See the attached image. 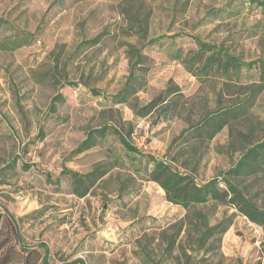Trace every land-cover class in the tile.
Instances as JSON below:
<instances>
[{"label": "rangeland", "instance_id": "374dc122", "mask_svg": "<svg viewBox=\"0 0 264 264\" xmlns=\"http://www.w3.org/2000/svg\"><path fill=\"white\" fill-rule=\"evenodd\" d=\"M231 3L243 5L213 15ZM176 33L186 50L196 48L195 35L246 62L264 57V15L248 0H0V245L13 249L10 264H25V247L45 251L51 264H264V226L225 201L189 209L168 201L157 182L113 164L109 149H124L111 129L76 151L90 129L112 126L198 183L229 178L264 208V171L226 174L264 141V85L199 80L145 45ZM16 36L25 44L7 48ZM134 47L150 56L147 84L130 103L114 104ZM170 86L179 90L136 114ZM234 104L240 115L213 138L176 139ZM65 169L107 172L79 197ZM146 216L159 222L139 231ZM222 221L226 231L206 233Z\"/></svg>", "mask_w": 264, "mask_h": 264}, {"label": "trees", "instance_id": "16d2710c", "mask_svg": "<svg viewBox=\"0 0 264 264\" xmlns=\"http://www.w3.org/2000/svg\"><path fill=\"white\" fill-rule=\"evenodd\" d=\"M59 2L61 3L62 0H54V4ZM248 2L250 5L255 4L260 8L261 13L264 15V0H248ZM234 6L236 8L234 9L235 12H238L241 8L239 3H231L228 8L213 11V15L221 16L225 12H230L232 10L231 7L234 8ZM178 36L180 34L176 33L153 37L145 45L164 49L168 59L183 62L185 68L199 80L205 81L209 78H218L231 83L258 81L261 85H264V57L246 62L233 55L227 48L205 42L195 35H193V38L197 45L196 48L186 50L177 43L176 39ZM21 38L16 36L14 40L8 41L7 48L15 49L25 44L19 41ZM98 40L99 36L87 42L95 44ZM130 60L129 74L123 87L111 96V102L114 104L130 103L136 93L147 84L148 67L146 64L150 61L149 54L145 53L142 47H134L131 51ZM178 90V87L175 86L164 89L149 104L137 110L136 114L141 116L149 114L156 105L164 102L171 93H175ZM63 98L62 95H58L56 100L63 101ZM241 110L242 107L240 105L234 104L224 107L218 112L207 114L200 123L183 130L176 139L183 138L187 132L188 135L186 136L193 134L211 139L230 120L237 118ZM109 129L119 137L124 149L122 155L117 153L115 149H109L112 153L113 164L122 169L132 171L136 176L138 175L144 180L157 182L165 191L168 201L181 205L186 209L191 208L195 204H202L211 200L225 201L236 206L251 221L264 226V208L258 207L247 199L229 178L218 174L206 183H198L193 175L183 173L170 162L158 158L152 153H146L133 145L129 139L130 132L123 133L119 129L108 125L92 128L88 131L86 138L79 144L76 151L83 152L96 146L112 132ZM107 170L103 172L93 170L89 173L81 174L65 169L64 174H67L72 180L73 193L79 197H85ZM257 170L264 171V141L247 149L237 165L228 170L226 174L242 176ZM221 182H224L226 187H221ZM2 217L0 213V232L4 223ZM152 221L159 222V219L147 216L142 217L136 221V226L139 231L145 230L149 225H152ZM228 227L229 225L222 221L216 226L208 227L206 233H210L216 228H221V231L224 232ZM6 246L9 245L6 243L0 245V264H10L12 262L13 249L7 247V250H3ZM24 250L27 253L25 264H39L40 262L41 264H51L45 251L43 254L41 251L30 247H25Z\"/></svg>", "mask_w": 264, "mask_h": 264}]
</instances>
